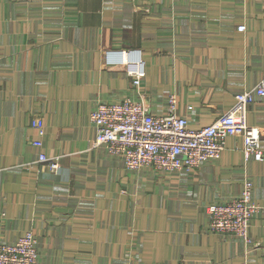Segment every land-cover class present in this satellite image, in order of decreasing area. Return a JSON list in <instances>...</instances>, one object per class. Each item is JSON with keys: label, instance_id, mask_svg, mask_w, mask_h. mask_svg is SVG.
<instances>
[{"label": "crops", "instance_id": "0c3cea01", "mask_svg": "<svg viewBox=\"0 0 264 264\" xmlns=\"http://www.w3.org/2000/svg\"><path fill=\"white\" fill-rule=\"evenodd\" d=\"M126 49L144 61L140 97L104 59ZM263 77L264 0H0V244L29 232L41 264H264V213L249 244L206 230L207 206L238 197L245 180L264 205V159L245 155L240 136L193 172L127 171L92 146L89 120L97 102L124 97L161 115L172 94L200 129ZM246 123L264 153V97Z\"/></svg>", "mask_w": 264, "mask_h": 264}, {"label": "built area", "instance_id": "2783aa9c", "mask_svg": "<svg viewBox=\"0 0 264 264\" xmlns=\"http://www.w3.org/2000/svg\"><path fill=\"white\" fill-rule=\"evenodd\" d=\"M245 30L244 25L238 31ZM105 62L119 67L129 78L131 88L140 97L145 65L139 49L105 51ZM264 97V77L251 90L234 97V105L213 123L200 129L190 128L187 118L177 113V99L167 97L166 112L152 114L140 100L124 97L116 102H97L89 114L95 129L93 147H102L109 155L120 157L125 170L152 169L155 172H193L203 162L218 159L228 137L240 136L243 152L255 161L264 159L259 130L246 123L247 107L254 97ZM191 109V107H188ZM37 137L32 145L42 149L45 128L39 118L31 122ZM38 161L51 171L58 169L56 158L38 154ZM250 181H243L240 194L226 203L209 204L206 208L209 233L230 235L249 244V222L255 213H264V205L253 201ZM0 264H41L35 237L27 232L10 244H0ZM242 264H252L245 260Z\"/></svg>", "mask_w": 264, "mask_h": 264}]
</instances>
